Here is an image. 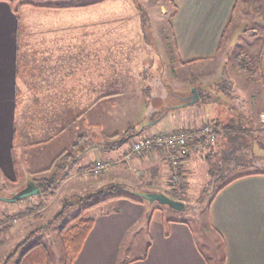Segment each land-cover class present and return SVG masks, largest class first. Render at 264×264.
<instances>
[{
  "label": "crops",
  "instance_id": "obj_1",
  "mask_svg": "<svg viewBox=\"0 0 264 264\" xmlns=\"http://www.w3.org/2000/svg\"><path fill=\"white\" fill-rule=\"evenodd\" d=\"M171 1L174 7L167 31L173 56L166 59L167 64L171 71L174 70V81L178 80V76L175 77L179 73L177 69L186 66L195 69L196 77L189 80V86L195 88L198 100L193 102L194 94L188 96L187 85L173 89L176 95H162V98H167V110L146 128L140 126L143 129L137 131L139 135L161 130L196 129L204 124V120L216 119L218 115L213 106L221 96L209 95L206 99L200 95L211 83L209 78L212 73L208 70L213 65L220 68L225 64L224 52L238 43L239 34L246 29L247 34L257 33L255 36L259 35L261 39L257 71L264 89V0ZM106 3L109 1L89 8L68 10L54 9L65 6L63 3L47 5L50 7L31 3L17 9L11 0H0V180L17 182L18 174L22 172L23 181L28 182L37 174L49 172L47 170L54 158L65 151V101L72 98L97 102L116 94L115 91L103 92L100 83L87 86L78 81L75 82L77 88L71 91L70 79L65 78V70L70 68L66 59L75 60L74 56L65 54L86 51L81 45L65 46V36L83 34L94 37L98 33L97 26L120 20L119 16L112 14L90 16V11ZM255 17H261V21ZM72 27H76L73 31L77 33L68 32L72 31ZM255 27L261 28L263 33L257 32ZM93 47V44L89 46L90 53H102V48L93 50ZM118 49L112 47L110 53ZM100 66V63H95L85 68ZM225 69L224 66V74ZM137 88L135 90L141 96H136V93L126 95H133V99L138 97L137 101L142 103L137 120L143 122L149 112L146 106L148 97L143 93L145 89ZM172 100L177 102L170 104ZM151 110L154 116L156 112H161L158 108ZM259 121L264 124V112H261ZM212 127L217 126L212 124ZM224 127L219 130L220 134L216 135L210 149L185 158L180 170L186 178L190 177L196 169L208 166L207 162L211 159L209 163L225 166L218 169V179L230 180L252 173L217 191L208 206L207 218L211 231L218 235L223 246L218 264H264V171L254 174L258 171L250 170L231 175L245 165L253 164L256 159V165L264 162L262 152L251 147L254 142L251 141L250 145L246 143L259 137L264 145V127L259 132L255 129L231 132ZM215 129L218 130V127ZM101 145L97 141L88 144L77 158V162L87 158L82 168H87L89 175H92L90 168L97 159L112 160L124 151V147L104 151ZM46 165L49 167L42 169ZM127 165H117L108 170L101 186L132 179L133 168L142 173V180L136 184L139 191L170 192L166 182L171 170L158 150L136 155ZM82 170L80 173H83ZM223 173L226 177L222 176ZM23 185L19 190L24 188ZM112 202L115 204L110 205ZM104 206L108 207L105 214L95 219L73 264H117L125 236L141 226L146 232L145 248L140 256L126 264H211L190 227L181 219L153 220L151 216L146 223L153 204L128 198L113 200Z\"/></svg>",
  "mask_w": 264,
  "mask_h": 264
},
{
  "label": "rangeland",
  "instance_id": "obj_2",
  "mask_svg": "<svg viewBox=\"0 0 264 264\" xmlns=\"http://www.w3.org/2000/svg\"><path fill=\"white\" fill-rule=\"evenodd\" d=\"M11 1L18 9L23 4L30 5L31 3H34L33 5L40 4V6L63 3L65 6H68L72 4H87L98 0ZM172 8L169 0H109V3L90 11V16L112 14L119 16L120 20L115 23H103L101 26H97L99 29L96 28V33H98L94 37L84 36L83 34L65 36V46L81 45V48L85 46L84 50L87 51H84L82 54H65L66 56L71 55L75 57L74 62L66 59L70 68L65 70V78L70 79L71 91L77 88L75 82L78 81L80 84L86 83L87 86L88 84L100 83V86L104 88L103 92L110 93L115 91L116 93L97 102H82L81 100H73L72 98L69 101H65V151L70 149L76 142H78L80 147L86 149L85 146L95 141L102 144L101 146H103L104 151L120 150L123 147L124 151L120 157L112 160L97 159L96 162H109L108 168L99 175H89L86 172L87 168H82L87 158L83 157L81 161H76L70 172L59 178L60 180L53 194L46 199L40 196H32L14 202L0 200V215L6 213L15 217L11 231L0 234V264H6L7 257L13 253L15 254L14 257L7 264H17L20 254L27 247L37 242L44 243L50 249L53 258L52 264H63L61 247L57 237L60 226L56 225L46 232L38 233L31 239L28 238L29 234L37 227L50 222L64 204H71L68 217L70 218L80 212L89 203L100 198L97 196L89 201L81 199L100 191L104 192L105 196L107 191L103 188L113 184H122L131 191H139L136 184L142 180V173H138L133 168L131 170L132 179L129 178L126 181L101 185L102 181L106 179L105 176L108 174L106 173L108 170L117 165H127L132 160L134 156L129 160H125L124 154L130 149L131 144L137 138L154 134H171L184 129L161 130L149 135H146L147 132H144L145 135L137 133V131L143 129L140 126L144 125L146 128V125L154 121V119L158 120L161 116L160 114L167 110V98H162V95H166V97L170 94L176 95V93H173V89L180 87V85L182 87L187 85L186 88H189V92H186L188 96L192 95L195 89L189 86V80L196 77L194 76L196 73L195 69L188 66L177 69L176 71L179 72L175 75V77L178 76L177 82L173 80L174 70L171 71L170 66L167 64L166 59H170L173 56L170 34L167 31V27L170 25L169 20L172 15ZM75 28L72 27V31L68 32L77 33V31H73ZM255 28L257 32H262L261 28ZM247 33L248 30H244V33L239 34L240 40L239 38L237 39V41L239 40L238 43L234 47L226 49V51L224 50L225 64L223 63L220 68H215L214 65L212 68H209L208 71L212 73L211 78H209L211 79V83L206 87V92L200 94L202 97H206V99L209 95L221 96L216 106H213L216 109L215 113L220 118L213 119L214 117H211V120H204V124H202V126L205 124L211 127L212 124L217 126L218 130L215 129L217 127H213L216 130V135L220 134L219 130L223 126L248 130L255 129L258 132L264 127V124H260L259 121L261 112H264V89L261 77L257 71L261 39L259 40V35L255 36L257 33L252 32V35ZM93 42H96V44ZM92 44L94 45L93 50L102 48V53H90L89 46ZM112 47H119V49L117 52L110 53ZM76 62L80 65L79 67H77L78 64ZM95 63H100L101 66L95 69L87 68L89 64L94 66ZM85 66L87 67L85 68ZM224 66L226 68L225 74ZM182 78L184 79L180 81ZM176 82L180 84L178 85ZM137 86L143 90L145 89L146 92L143 91V93L148 97L146 106L149 112L146 118L143 119V122H138L137 120L139 108L143 107L142 103L137 101L138 97H134L135 99H133V95H126L136 93V96H141L135 90V88L138 89ZM223 99L226 103L225 106ZM176 102L172 100L169 103L174 104ZM132 105L133 107H131ZM154 108L161 109V112H156L154 116L151 110ZM207 121L211 124L207 123ZM122 141L125 144L123 147L118 148V144ZM251 141L254 142L251 147H255L256 150L259 149L264 157V145L261 144L259 137L247 141V145H250ZM161 154L164 159V154L162 152ZM210 160L207 162L208 166L204 165L203 169H196L195 173H192V176L186 178L182 174L183 182L181 186L179 185L176 188L170 185V174L169 180L166 182L170 192H165V194L174 200L183 202L184 210L176 211L166 205L153 203L146 223L151 216L153 220L160 218H163L165 221L181 219L190 227L200 249L206 254L207 260L211 264H218V257L222 254L223 246L218 235L214 234L210 229L207 210L210 204L209 201L211 200L210 197L214 195L226 180L218 179V174L210 176L206 173V169H209L210 166L214 167L215 170L217 169L214 164L209 163ZM256 161L258 159L253 164L245 165L231 175L242 171L249 172L250 170L264 171V162L256 165ZM47 167L49 165L44 166L42 169ZM128 167L131 169L130 166ZM218 168L223 169L225 166L222 165ZM81 170L83 173H80ZM179 171L183 172V170ZM52 172L50 170L47 173L37 174L33 177L41 179L50 176ZM222 176L226 177L224 173ZM18 178L17 182L7 179L0 180V197H10L21 190H19L21 185H26L27 182L23 181L24 176L22 172H19ZM24 185L23 187H25ZM117 192L121 193L125 192V190L119 187ZM38 204L43 206L41 213L44 219L35 220L34 218H27L18 220L16 218V215L26 207ZM113 204L115 203H110V205ZM44 206H46L45 209ZM107 208L104 205L96 207L89 211L86 217H92L95 220L101 215V210L105 211ZM145 244L146 232L142 226L136 227L125 236L117 264H126L128 261L140 256V252L145 248Z\"/></svg>",
  "mask_w": 264,
  "mask_h": 264
},
{
  "label": "trees",
  "instance_id": "obj_3",
  "mask_svg": "<svg viewBox=\"0 0 264 264\" xmlns=\"http://www.w3.org/2000/svg\"><path fill=\"white\" fill-rule=\"evenodd\" d=\"M105 1H109V0H98L87 4H72L63 7H57L54 9H82L97 5ZM169 1L172 7H174L172 1L171 0ZM46 7H50V6H46ZM224 128L230 129L231 131L238 129L230 126H225ZM240 130L244 131L245 129H240ZM124 144H125L124 141H122L118 144L117 147L121 148L123 147ZM84 149L85 148L80 147L78 145V142H76L70 149L63 151L58 157H56L53 160L51 168L47 170V171L50 170L53 171L50 176L43 177L41 179L32 178V181L37 185V187L40 190V195H39L40 197L46 199L53 194L60 180L59 178L70 171V169L76 163L79 154L82 153ZM214 165L217 167V169L215 170L214 167L210 166L208 171L209 172L208 175L210 176L216 175L217 170L219 169L218 164H214ZM250 174L252 173L242 174L234 179L224 181V183L218 188L217 191L221 190L223 187H225L227 184L231 183L235 179ZM254 174H261V172L258 171L255 172ZM119 187L124 189L125 192L118 193L117 190L119 189ZM103 189H106L105 191H107V194L105 196H104L105 193L100 191V192L92 193L91 195L85 196L83 199H81L83 201H89L96 198L97 196L100 198L93 202L90 201L91 203H89L80 212H78L77 214H75L70 218L68 217H69V210L71 204L70 203L64 204L62 208L57 212V214L50 220V222L34 229L29 234L28 238L31 239L35 237L38 233L46 232L47 230H50L56 225L60 226L59 231L57 233V237L61 247L63 264H73L94 225L95 220L92 217L91 218L86 217V214L89 211L95 209L96 207L105 205L113 200H118L121 198H128L129 200H133L135 202H143V199L132 195L131 190L126 188L122 184H113ZM212 197L213 195L210 197L211 200ZM211 200L209 201V203H211ZM42 209L43 206L40 204L36 206H30V207L28 206L22 211H20L16 215V218L18 220L19 219L24 220L27 218H34L35 220H41L43 219V215L41 213ZM104 212H105L104 210H101V214H105ZM14 219L15 217L13 216H8L7 214H3V218H0V234L8 233L11 231ZM14 255L15 254L13 253L7 257L6 264L10 262L11 258H13ZM52 262H53V258L51 251L42 242H37L27 247L20 254V257L17 260V264H52Z\"/></svg>",
  "mask_w": 264,
  "mask_h": 264
},
{
  "label": "built area",
  "instance_id": "obj_4",
  "mask_svg": "<svg viewBox=\"0 0 264 264\" xmlns=\"http://www.w3.org/2000/svg\"><path fill=\"white\" fill-rule=\"evenodd\" d=\"M213 127L205 124L198 129H182L171 134H154L137 138L130 149L125 152L124 159L129 160L135 155L150 154L159 150L171 170L170 185L181 186L183 182L182 161L196 152L207 151L214 144L216 134ZM109 166V162L98 161L90 168V173L99 175Z\"/></svg>",
  "mask_w": 264,
  "mask_h": 264
},
{
  "label": "water",
  "instance_id": "obj_5",
  "mask_svg": "<svg viewBox=\"0 0 264 264\" xmlns=\"http://www.w3.org/2000/svg\"><path fill=\"white\" fill-rule=\"evenodd\" d=\"M193 94L195 97L193 102H196L198 100V96L195 89L193 90ZM131 193L132 195L143 199L149 204L158 203L159 205H166L169 208L176 211H181L183 210L184 207L183 202L174 200L160 192H141V191L132 190ZM39 195H40L39 188L32 180H30L26 183L25 187L22 188L20 191H18L16 194L10 197H0V200L4 202H14Z\"/></svg>",
  "mask_w": 264,
  "mask_h": 264
}]
</instances>
